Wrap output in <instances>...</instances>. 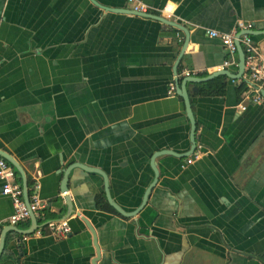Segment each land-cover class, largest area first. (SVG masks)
Returning a JSON list of instances; mask_svg holds the SVG:
<instances>
[{
	"label": "crops",
	"instance_id": "1",
	"mask_svg": "<svg viewBox=\"0 0 264 264\" xmlns=\"http://www.w3.org/2000/svg\"><path fill=\"white\" fill-rule=\"evenodd\" d=\"M141 1L158 15L171 4L170 20L188 31L176 73L185 33L173 26L90 0H0V149L23 167L29 192L38 182L40 224L66 212L60 182L74 162L102 170L112 200L134 210L153 178L152 154L189 148L184 102L169 83L185 69L210 74L228 56L206 29L238 20L264 29V0ZM252 37L264 52V35ZM219 77L220 95L186 84L200 155L188 164L156 157L158 180L137 214L121 215L102 176L74 167L67 236L7 232L0 264H93L96 246L95 264H264V106L240 110V79ZM1 185L3 221L13 205Z\"/></svg>",
	"mask_w": 264,
	"mask_h": 264
},
{
	"label": "built area",
	"instance_id": "2",
	"mask_svg": "<svg viewBox=\"0 0 264 264\" xmlns=\"http://www.w3.org/2000/svg\"><path fill=\"white\" fill-rule=\"evenodd\" d=\"M131 3V10L138 12H149V6L141 0H127ZM159 14L166 19H170L173 10L172 5L165 4ZM250 23L238 20L235 28L229 31H219L216 29H206V34L211 38L219 39L221 44L226 48L228 56L223 62L217 66V70L225 69L230 65L237 66L236 60V44L238 39L244 52V72L240 81L245 83V89L242 92L241 102L238 104L240 110H245L247 104H262L264 106V97L261 91L264 90V52L249 34L243 33L237 36L240 30L250 29ZM185 76H197V70H183L181 73ZM177 76V75H176ZM175 91V82L169 83V92ZM201 145L197 144L191 155L186 157V164L191 163L200 155ZM15 169L0 156V180L2 181L1 193L9 196L12 200L13 210L11 214L3 221H0V229L2 224L17 225L21 222L29 220V212L32 211L36 217L40 211L46 207L45 202L38 197V182L33 181L32 188L29 192V208L26 206L22 198V190L19 180H17ZM68 220L47 221L37 228L33 234L43 235L44 232L53 235L56 238H64L70 232Z\"/></svg>",
	"mask_w": 264,
	"mask_h": 264
},
{
	"label": "water",
	"instance_id": "3",
	"mask_svg": "<svg viewBox=\"0 0 264 264\" xmlns=\"http://www.w3.org/2000/svg\"><path fill=\"white\" fill-rule=\"evenodd\" d=\"M90 1L93 2L95 5L101 6L103 9H106L109 11L118 12V13L119 12L120 13L126 12V13H131V14H134L137 16L155 19V20H158L164 24H167V25H170V26H173L177 29L182 30L185 33V40H184L183 46L181 48V53L178 56V58L174 64V67H173V69H174L173 71H174V73H176L177 63H178L183 51L185 50L186 45L188 43V39H189L188 38V31L186 30V28H184L181 24L174 22L170 19H166L163 16H160L158 14H153V13H149V12H138V11H133L131 9H124V8H112V7L100 5L95 0H90ZM243 33L249 34L251 36H253V35H264V29L254 30V29L250 28L247 30H240L238 32L237 36H239L240 34H243ZM235 44H236V51H237V55H236L237 56V70H236V72H231L228 68H225V69H221V70H216V71H214L210 74H207L205 76H185L180 81L177 78L175 79V92L177 95H179L183 99L184 106H185V113H186V116H187V118L189 120V124H190L189 148L184 152H175L172 150L164 149V150H158L152 154V156L150 158V167L153 171V178H152V181L147 186V188L145 189L140 204L134 210L125 211L116 202H114L112 200L111 195L109 193L108 176L102 170H100L98 168L86 166L85 164H82L80 162H74L63 170V176H62V179L60 182V192L63 193L61 197L64 200V203L66 204V212L59 219H47L44 222H47L49 220L50 221L68 220L70 215L72 214L73 204L70 200L69 195L65 194V192L68 190V186H67L68 174H69L70 170L74 167H79V168H81L85 171H89V172H96L102 176L105 197H106L108 203L117 212H119L121 215L132 216V215L137 214L144 207L151 189L155 186V184L158 180V169H157L156 164H155L156 157H158L162 154H170V155H173V156H176L179 158H186L193 153V151L195 150V148L197 146V139L195 137L196 123H195L194 115L192 112L189 95H188V92L186 89V84L188 82H192V83L207 82V81H210L213 78L220 76V75H224V76H226L232 80L242 78V74L244 72V63H245L244 52H243L241 43L239 42L238 39L235 40ZM193 90L196 91V87ZM261 94L264 97V90L261 91ZM0 156L3 159H5L15 169L17 176L19 175V177L21 179L20 185H21V190H22V198H23V201L25 202L26 206L29 208V190H28L27 177H26L25 170L23 169V167L18 163V161L15 158H13L9 153L5 152L4 150L0 149ZM51 210H52V208H51ZM43 218H44V216H43ZM28 221H29V224L25 228H21L18 225H10V224H2L1 225L0 255H1L3 248H4V245H5L7 232L12 231V232H15V233L22 235V236H28V235L33 234L37 228L41 227L44 224V222L41 224L38 223L37 217L35 216V214L32 211L29 212V220ZM85 224L88 227H90L88 222L85 221ZM91 232H92L94 240H95L94 231L91 230ZM98 256H99V250H98V247L96 246V259L93 261V264H95V261L97 260Z\"/></svg>",
	"mask_w": 264,
	"mask_h": 264
},
{
	"label": "trees",
	"instance_id": "4",
	"mask_svg": "<svg viewBox=\"0 0 264 264\" xmlns=\"http://www.w3.org/2000/svg\"><path fill=\"white\" fill-rule=\"evenodd\" d=\"M204 86L201 88V92L205 95H220L224 93L225 89V83L223 81V78H220L219 76L213 78L210 81H207ZM245 89V83L243 81L240 82V84L237 86V93L243 92ZM109 208L108 205L103 206Z\"/></svg>",
	"mask_w": 264,
	"mask_h": 264
}]
</instances>
